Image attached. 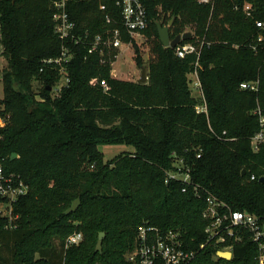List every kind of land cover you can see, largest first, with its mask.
Here are the masks:
<instances>
[{
	"label": "trees",
	"instance_id": "1",
	"mask_svg": "<svg viewBox=\"0 0 264 264\" xmlns=\"http://www.w3.org/2000/svg\"><path fill=\"white\" fill-rule=\"evenodd\" d=\"M141 1L148 19L142 37L152 42L147 82L113 76L114 53L106 51L101 61L80 43L71 45L72 57L62 65L67 84L55 89L61 65L42 61L61 49L53 0H0L6 60L0 161L28 185L10 213L0 215V264H132L126 255L144 224L175 231L185 248L199 249L206 241L208 194L264 221V142L258 151L251 148L260 129L252 110L264 109V29L256 51L251 47L255 20L264 21V0H248L253 18L235 8L243 0ZM68 9L77 33L119 28L137 47L115 0H73ZM170 20L172 37L190 32L179 44L194 43L198 55L179 57L176 47L162 45L156 22ZM190 74L199 79L202 96L193 93ZM252 79L259 81L257 91L239 87ZM202 103L206 111H197ZM103 145L128 149L105 159ZM180 160L201 196L192 185L167 179ZM76 197L77 209L66 214ZM73 231L83 239L65 247ZM101 231L102 249L95 251ZM231 240L206 243L187 264H258L248 232L233 242L230 259L216 255Z\"/></svg>",
	"mask_w": 264,
	"mask_h": 264
},
{
	"label": "built area",
	"instance_id": "2",
	"mask_svg": "<svg viewBox=\"0 0 264 264\" xmlns=\"http://www.w3.org/2000/svg\"><path fill=\"white\" fill-rule=\"evenodd\" d=\"M73 0H53L52 19L54 22V31L61 40L60 54L57 57L43 58V63H54L61 65L59 67L60 79L56 83L55 89H60L67 84L69 78L65 71L64 63H67L71 57V45L83 43L88 46V53H97L104 61L103 55L106 51H111L114 59L119 55L120 50L124 47H129L131 41H125L122 38V33L119 28H107L103 33L92 35L88 30L82 34L76 32L77 24L72 19L68 3ZM208 1V0H200ZM115 4L120 9L122 26L131 38L141 37L142 31L147 27L148 19L146 8L141 0H115ZM236 5V4H235ZM100 9L104 10L105 5L100 4ZM235 8H240L248 18H253L255 8L248 0H243L241 5H236ZM107 22H110L111 17L105 14ZM258 27L256 43L251 44V47L256 51L257 44L263 41L264 21L255 20ZM70 45V46H69ZM4 44L2 40V18L0 13V59L4 58ZM190 52L199 54V50L194 43L186 42L176 45V54L179 57L185 56ZM5 59V58H4ZM113 59V60H114ZM195 80L192 81V88L202 94L201 84L196 74ZM100 85L104 90L108 89V84L105 79L100 80ZM242 89L249 91H257L259 89L258 80L242 81L239 85ZM41 100L42 98L37 97ZM197 111H206L205 103L196 105ZM252 113L258 116L260 129L251 137V148L253 151H258L260 143L264 142V109L257 105ZM5 121L4 107L0 106V125ZM225 133V131H223ZM176 168L168 173L169 178H173L193 186L195 195L201 196L196 184L191 180L190 167L182 160L176 163ZM263 176V175H262ZM251 179H255V175H250ZM260 178V177H259ZM28 192V185L25 183L19 173L5 168L0 161V215L10 213L11 206L20 196ZM206 207L202 215L207 219V224L204 228L206 233V241L199 245V249L204 247L206 243L224 242L228 238L232 239L230 243H226L219 250H229L232 252L233 242L241 241L245 238L246 232L249 237L258 247V264H264V221L257 215L240 209H232L225 203L217 200L214 196L206 195ZM83 239L81 231H73L65 239V247L70 245H78ZM199 249L185 248L179 234L169 230L162 232L157 227L151 225H140L133 248L128 252L127 260L132 264H187L194 259ZM216 251V255H217Z\"/></svg>",
	"mask_w": 264,
	"mask_h": 264
},
{
	"label": "rangeland",
	"instance_id": "3",
	"mask_svg": "<svg viewBox=\"0 0 264 264\" xmlns=\"http://www.w3.org/2000/svg\"><path fill=\"white\" fill-rule=\"evenodd\" d=\"M167 24L168 23H165L163 25H167ZM170 35H171V38L174 35L171 28H170ZM151 43L152 42L150 39H146L145 37H142V36L136 37L137 47H135V45L124 47L123 49L120 50L119 55L114 60L111 61L110 63L111 74L118 78L138 81L141 76L142 66L146 67L147 74H148V68L146 64L148 63L149 58L151 57V52H150ZM5 64H6V60L4 58L0 59V70L2 69V66H4ZM189 76L190 78H192L191 74ZM192 80L193 79H191V82H190L191 88L193 86ZM34 84L36 87L40 85L37 82H34ZM192 91L195 95H198L197 94L198 92L196 93L194 89ZM2 96H3V88H2V83L0 80V98ZM126 149H128V146L126 145H103L101 147V150L104 153L105 159H110L114 157L116 154Z\"/></svg>",
	"mask_w": 264,
	"mask_h": 264
},
{
	"label": "water",
	"instance_id": "4",
	"mask_svg": "<svg viewBox=\"0 0 264 264\" xmlns=\"http://www.w3.org/2000/svg\"><path fill=\"white\" fill-rule=\"evenodd\" d=\"M171 21L172 20H170L167 25H163L160 22H156V27H157L158 36H159V39H160L162 45L170 46V47L174 48L182 40L188 39V37L191 35V33L190 32L178 33L174 37L171 38L170 30H169V26L171 25ZM147 79H148L147 69L145 66H142L141 76H140L138 82L139 83H145V82H147ZM48 88H50V87H48ZM16 156H17V154L15 152H13L11 155V158H14ZM245 172H246V170L242 169L241 173L245 174ZM259 180L263 181L264 176L260 177ZM79 203H80V197H76L75 199L72 200L71 204L69 205L68 208L65 209L64 212L66 214H68L70 212L75 211L77 209ZM103 237H104V232H102V231L99 232L98 233V239L96 241V245L94 248L95 251H101ZM217 255L221 258L230 259L232 257V252L229 250H219V251H217Z\"/></svg>",
	"mask_w": 264,
	"mask_h": 264
},
{
	"label": "crops",
	"instance_id": "5",
	"mask_svg": "<svg viewBox=\"0 0 264 264\" xmlns=\"http://www.w3.org/2000/svg\"><path fill=\"white\" fill-rule=\"evenodd\" d=\"M192 75V78L191 79H193L192 81H194L195 80V77H193V76H195L194 74H191Z\"/></svg>",
	"mask_w": 264,
	"mask_h": 264
}]
</instances>
